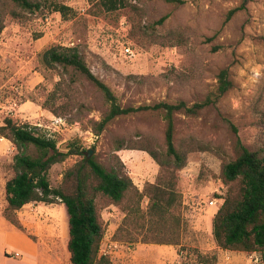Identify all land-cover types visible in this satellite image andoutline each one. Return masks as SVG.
<instances>
[{"label": "rangeland", "instance_id": "1", "mask_svg": "<svg viewBox=\"0 0 264 264\" xmlns=\"http://www.w3.org/2000/svg\"><path fill=\"white\" fill-rule=\"evenodd\" d=\"M33 1L40 2L39 11L0 0L5 26L0 35V126L6 118L28 123L39 135L55 140L63 152L78 139L106 170L127 174L142 192L163 171L147 152L129 148L152 149L168 159L164 113L120 116L97 133L110 107L103 93L72 67H47L45 51L54 46L78 48L122 107L201 103L215 92L219 74L227 69L233 83L227 94L196 115L174 116L175 146L187 155V164L177 173L182 206L173 213L182 220L180 242L169 246L181 264H197L200 256H216L218 264L228 254H246L219 248L212 230L222 206L219 198L228 189L222 166L237 158L236 141L250 150L264 146V44L258 39L264 37V0H250L242 9L243 0H199L184 6L127 0L130 6L116 12L106 10L101 0ZM234 9L238 11L226 22ZM126 47L134 50V58L125 55ZM17 153L10 140L0 138L1 214L7 206L6 184L16 174ZM27 153L37 155L35 148ZM81 158L71 156L55 164L49 172L51 186L59 188L66 171ZM214 199L219 201L211 205ZM148 206L145 198L139 215L126 223L122 206L98 198L105 230L100 254L111 264H126L133 254H145L138 251L144 246L162 245L155 243L161 223L146 215ZM17 216L33 241L48 240L54 229L58 240L61 232L69 236V216L61 203H30ZM173 225L170 219L163 235L172 234ZM1 228L13 244L16 236L8 226Z\"/></svg>", "mask_w": 264, "mask_h": 264}, {"label": "trees", "instance_id": "2", "mask_svg": "<svg viewBox=\"0 0 264 264\" xmlns=\"http://www.w3.org/2000/svg\"><path fill=\"white\" fill-rule=\"evenodd\" d=\"M15 5L27 11H39L40 2L33 0H11ZM160 1L176 6H184L199 0H148ZM250 0H243L239 9L244 8ZM103 7L111 12L126 9L130 6L127 0H101ZM64 11V8L61 7ZM58 11V10H57ZM238 9L231 10L226 22L230 21ZM161 18L158 24L166 21ZM4 21L0 18V35L4 30ZM264 44V37L258 38ZM43 63L47 67L63 65L72 67L82 73L104 95L109 103V111L97 124V133L120 116H126L139 111H161L166 121L165 132L166 156L163 159L157 151L146 148H129L147 152L163 171L157 182L149 184L140 191L132 179L117 170L108 171L94 157L89 158L87 150L76 139L63 152L53 139L39 135L28 123L6 118L0 126V138L10 140L17 148L14 158L15 176L6 184L7 206L2 216L17 229L24 232L17 213L30 203L63 204L69 216L68 250L72 264H111L107 255L100 254L101 243L105 235L103 223L98 211V198L106 199L110 204L122 206L127 215H139L141 203L149 200L146 215L161 223L159 239L156 244L178 245L182 229L180 212L182 196L177 188L178 176L187 164V155L180 153L175 146V121L178 112L196 115L201 109L215 103L227 94L233 87L227 69L222 70L218 77V85L208 98L192 106L184 101L174 104L161 102L138 108L122 107L117 96L88 67L85 59L76 47L54 46L43 54ZM29 148H35L37 155L27 153ZM239 152L237 158L222 166L221 178L228 187L222 200V206L213 218V237L217 246L223 250L243 252L249 255H259V261L264 263V146L258 150L248 149L240 139L236 141ZM71 156L82 158L64 175L59 188H53L49 180L51 168L64 162ZM170 158V159H169ZM174 219L172 234L163 235L169 231L167 224ZM162 235V236H160ZM30 238L34 239L32 236ZM216 256H200L197 264H216Z\"/></svg>", "mask_w": 264, "mask_h": 264}, {"label": "crops", "instance_id": "3", "mask_svg": "<svg viewBox=\"0 0 264 264\" xmlns=\"http://www.w3.org/2000/svg\"><path fill=\"white\" fill-rule=\"evenodd\" d=\"M50 220L55 225H60L59 220ZM0 221V264H72L68 250L69 236L66 237L61 232V238L58 240V231L54 229L48 240L33 241L28 235L8 222L1 213ZM4 225L8 226L16 236L17 240L13 241V244L7 242V232L1 228ZM63 247L66 249V255L63 254ZM172 249L173 247L169 245H147L138 250L145 254H133L126 264H181L179 257L171 253ZM218 264L264 263L259 261L257 254H228L219 259Z\"/></svg>", "mask_w": 264, "mask_h": 264}, {"label": "built area", "instance_id": "4", "mask_svg": "<svg viewBox=\"0 0 264 264\" xmlns=\"http://www.w3.org/2000/svg\"><path fill=\"white\" fill-rule=\"evenodd\" d=\"M125 55L129 58H134L136 56L134 50H132L130 47H126L124 49ZM218 199H214L213 201L210 202L211 205L217 204L218 203Z\"/></svg>", "mask_w": 264, "mask_h": 264}, {"label": "water", "instance_id": "5", "mask_svg": "<svg viewBox=\"0 0 264 264\" xmlns=\"http://www.w3.org/2000/svg\"><path fill=\"white\" fill-rule=\"evenodd\" d=\"M91 155H92V151H89V152H88V157L90 158Z\"/></svg>", "mask_w": 264, "mask_h": 264}]
</instances>
